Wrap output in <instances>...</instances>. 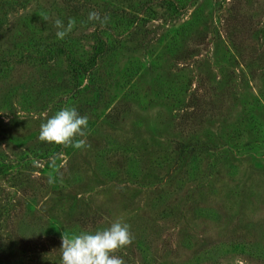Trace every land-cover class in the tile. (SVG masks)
<instances>
[{
  "label": "rangeland",
  "instance_id": "1",
  "mask_svg": "<svg viewBox=\"0 0 264 264\" xmlns=\"http://www.w3.org/2000/svg\"><path fill=\"white\" fill-rule=\"evenodd\" d=\"M1 1L0 54L57 39L54 21L74 18L67 37L86 55L92 11L124 32L99 63L101 101L80 114L83 149L39 140L47 118L97 94L74 88L63 55L13 61L0 78V264H60L63 232L119 217L134 236L114 253L124 264H264V0H183L177 12L162 0Z\"/></svg>",
  "mask_w": 264,
  "mask_h": 264
},
{
  "label": "clouds",
  "instance_id": "2",
  "mask_svg": "<svg viewBox=\"0 0 264 264\" xmlns=\"http://www.w3.org/2000/svg\"><path fill=\"white\" fill-rule=\"evenodd\" d=\"M42 19L48 20L47 15ZM89 21H99L101 26L107 23L108 17L101 18L99 12L92 11ZM76 21L70 18L67 26L60 19L54 21L56 36L63 40L75 27ZM87 86V80L81 84V89ZM88 117L82 116L75 107H64L47 118L40 126L39 140L55 143L65 147L72 146L83 149L87 145ZM81 137V139H76ZM33 160V165L37 166ZM52 182L51 180L49 181ZM134 240L130 225L119 217L110 226L96 231H84L71 237L63 232L60 264H124L123 259L114 255L121 248L130 246Z\"/></svg>",
  "mask_w": 264,
  "mask_h": 264
},
{
  "label": "trees",
  "instance_id": "3",
  "mask_svg": "<svg viewBox=\"0 0 264 264\" xmlns=\"http://www.w3.org/2000/svg\"><path fill=\"white\" fill-rule=\"evenodd\" d=\"M150 1L146 0L140 5L139 9L149 8L148 3ZM0 3V6H6V1L2 2L0 0ZM2 3L5 5H2ZM161 3L166 8L170 7L171 11L177 12L186 2L183 0H162ZM136 16V13H133L130 14V17H126L128 19H126V24L129 25L130 22L135 21L134 17ZM122 32L124 31L117 30L115 32L107 25H100V28L92 32L94 46L91 52L86 55L80 54L72 37L67 36L63 40L55 38L51 41L38 40L26 45L20 43L13 47V51L7 50L5 53L0 54V78L8 72L13 61L22 62L25 59L35 60V58L48 61L63 55L68 63L74 88L80 90L82 80L86 78L87 86L84 88L92 89L95 94L97 93L96 96L90 98L89 103L76 105V109L80 114L85 113L89 106H92V104L96 105L101 101V97L103 96L101 91L105 88L103 84L106 83V77H102L98 73L99 63L110 53L115 43L119 40L118 38L122 35ZM41 144H44L47 148L49 147V143L47 142H41Z\"/></svg>",
  "mask_w": 264,
  "mask_h": 264
}]
</instances>
